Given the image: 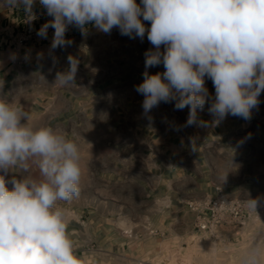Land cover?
<instances>
[{"label": "crops", "instance_id": "0c3cea01", "mask_svg": "<svg viewBox=\"0 0 264 264\" xmlns=\"http://www.w3.org/2000/svg\"><path fill=\"white\" fill-rule=\"evenodd\" d=\"M10 16V7L0 8L3 95L29 114L30 127H52L68 139L76 133L80 145V187L93 193L87 204L92 214L87 217L86 211L67 224L74 242L106 239L109 249L124 246L136 228L163 230L165 224L191 218L184 202L212 193L215 186L233 197L264 201V92L248 121L228 115L213 123L209 99L198 110L207 126H185L189 110H175V102L143 112L144 97L135 86L143 82L145 53L153 49L147 35L141 41L122 36L118 28L105 34L89 24L86 34L65 37L71 45L52 49L50 36L16 50L2 31ZM69 57L78 61L75 85L57 87V73L69 68ZM147 71L165 68L161 63ZM205 86L214 97L210 79ZM27 163L26 171L17 167L6 177L16 172L42 180L36 158ZM236 233L222 234L218 247ZM81 250L75 247L76 253Z\"/></svg>", "mask_w": 264, "mask_h": 264}, {"label": "clouds", "instance_id": "9594fccd", "mask_svg": "<svg viewBox=\"0 0 264 264\" xmlns=\"http://www.w3.org/2000/svg\"><path fill=\"white\" fill-rule=\"evenodd\" d=\"M36 0H0V8L23 6L25 20L38 17ZM53 19L37 35L46 39L54 29L51 48L72 44L69 26L82 34L93 25L110 34L147 40L143 82L135 91L144 97L145 114L161 102L188 108L185 126H207L198 116L211 99L209 112L219 124L228 115L248 121L264 92V0H39ZM145 22H150L146 27ZM163 46V51H161ZM58 72L55 86L75 85L78 61ZM163 64V73L147 69ZM215 89L210 97L205 80ZM0 81V264H84L68 235L69 203L81 192L82 168L76 133L48 126L30 127V116L3 95ZM26 121V122H22ZM36 158L43 177L6 180L14 168L27 170ZM9 183L12 185L8 187ZM255 211L257 201L249 199ZM239 264H264V239H256L239 253Z\"/></svg>", "mask_w": 264, "mask_h": 264}, {"label": "rangeland", "instance_id": "374dc122", "mask_svg": "<svg viewBox=\"0 0 264 264\" xmlns=\"http://www.w3.org/2000/svg\"><path fill=\"white\" fill-rule=\"evenodd\" d=\"M13 177L41 180V177L37 175L19 176L16 172L11 176H5V179L11 180ZM8 187L11 188L12 185L9 183ZM92 194L80 192L79 197L73 201L61 202V206L69 212L68 224L74 223L73 219L79 218V214H84L86 211L87 217L91 216L92 209L87 204L91 203ZM70 203L77 206L67 207L66 204ZM82 205L86 207L83 208ZM192 220L191 215V218L180 219L176 224H165L163 230L148 227L140 232L136 228L135 234L129 241H125L124 246L120 244L114 249L107 248L106 239H100L98 242L85 239L72 241L75 247L83 248L82 252H77L76 255L83 260L84 264H239V253L242 249L258 238L264 239V213L255 225L250 224L233 234L232 240L219 247L220 242L196 232ZM240 236L243 244L240 242ZM213 249L215 252L212 251Z\"/></svg>", "mask_w": 264, "mask_h": 264}, {"label": "built area", "instance_id": "2783aa9c", "mask_svg": "<svg viewBox=\"0 0 264 264\" xmlns=\"http://www.w3.org/2000/svg\"><path fill=\"white\" fill-rule=\"evenodd\" d=\"M33 11L38 18L29 24L25 20L23 6L11 8L10 20L2 26V31L12 48L21 50L25 45L40 40L37 32L43 24L53 19L47 15L39 0H36ZM53 33L54 29L49 28L47 38L53 36ZM80 33L78 28L69 26L65 37ZM247 201L248 199L233 197L221 187L215 186L212 193L188 200L184 205L193 216L194 230L208 239L217 241L221 239L222 234L239 232L250 224L255 225L259 220L264 213V201L256 200L255 211L249 207Z\"/></svg>", "mask_w": 264, "mask_h": 264}]
</instances>
